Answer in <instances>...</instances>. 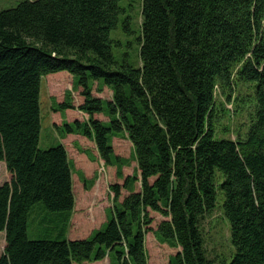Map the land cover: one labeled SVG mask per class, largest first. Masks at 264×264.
Wrapping results in <instances>:
<instances>
[{"label": "trees", "instance_id": "16d2710c", "mask_svg": "<svg viewBox=\"0 0 264 264\" xmlns=\"http://www.w3.org/2000/svg\"><path fill=\"white\" fill-rule=\"evenodd\" d=\"M122 12L120 0H24L0 11V160L13 174L0 184V264H81L109 249L117 264H149L150 210L171 217L156 232L181 246L168 264H264V0H142L138 67L113 53ZM63 70L83 86L79 109L90 117L61 133L94 139L120 168L130 159L115 154L112 136L128 133L141 177L111 185L113 216L89 237L30 239L37 204L68 215L75 206L65 145L40 147L42 77ZM95 80L112 100L93 95ZM226 102L247 110L236 138L219 124ZM137 180L141 191L121 200ZM218 191L235 249L221 262L208 257L201 229Z\"/></svg>", "mask_w": 264, "mask_h": 264}, {"label": "crops", "instance_id": "0c3cea01", "mask_svg": "<svg viewBox=\"0 0 264 264\" xmlns=\"http://www.w3.org/2000/svg\"><path fill=\"white\" fill-rule=\"evenodd\" d=\"M63 71L69 73V76H71V80H73L74 75H71V73L68 71ZM63 71H58L54 73H59ZM74 79L75 82H77V79L75 77ZM77 84L78 88L76 93L80 95L78 99V104L80 105L84 101L81 97L83 86L80 85L78 82ZM91 86L92 92L94 93L95 90V92L99 93V96L101 98H104L106 100L113 99V90L109 86L103 84L101 81H91ZM52 108H54V106H50V108L46 111L48 113L47 120L45 122L43 120L42 131L46 132V137L43 143L44 146H42L41 131L40 147L45 149L57 145L59 143L65 145L68 151L69 163L72 170L75 206L73 211L69 213V215L68 212H58L55 213L54 216H52L47 213L45 209L43 210V206L41 204H37L33 211L30 213L29 224L31 222L40 223L43 228L49 230L50 234L47 236L58 238L66 237L72 240L87 238L92 234L94 230L103 227L113 216L114 192L111 189V185H123L129 175L137 174L139 177H141V171L140 169H138V163L133 157V142L130 140L128 133L122 132L114 134L112 136V145L116 155L121 156L125 159H130V161L126 162L121 168L118 165H107L104 159L101 157L96 141L94 139H90L88 136L84 135L81 132L65 134L61 133L60 129L58 128L59 126H61V123H59L56 119L53 120V118H57L56 114L54 112L51 113V115L49 114V111ZM54 109L58 110V108ZM73 110L74 109L71 108H66L65 110H62L64 111V118H62V120L64 119V122H71L68 118L70 114L74 116L73 121H86L85 119L88 116L90 117L87 112L78 109H75L76 111ZM70 112H75V114ZM94 117L103 122L111 120V117L108 115L107 112L95 113ZM51 123H56V125H52ZM100 169H104L106 171V177L99 175ZM12 177L13 174L11 173L9 179L5 180L4 182L10 181ZM141 189L142 184L140 180H137L131 188L123 187L121 200H123L132 191L140 192ZM37 208L40 210H38ZM47 215L50 216L48 220H46ZM165 218L166 220L171 219V217L167 216ZM150 226L153 229L147 232L148 235L146 234L147 236H149V238L153 236L156 241L159 240L162 244H170L167 241H163L157 234L156 230L158 229L159 225L156 226L154 218L152 221V225ZM146 251L148 255V263L155 264L152 261L150 255L151 251L150 249H148L147 245ZM175 254L170 255L167 262H165L164 264H168L170 258ZM85 263L117 264L113 249L108 250V254L105 258L97 261H87L81 264Z\"/></svg>", "mask_w": 264, "mask_h": 264}, {"label": "rangeland", "instance_id": "374dc122", "mask_svg": "<svg viewBox=\"0 0 264 264\" xmlns=\"http://www.w3.org/2000/svg\"><path fill=\"white\" fill-rule=\"evenodd\" d=\"M22 1L24 0H0V11L15 7ZM120 5L124 8V12L119 15L116 27H114L110 32V37L113 40V53L116 60H118L119 62L126 61L131 65L138 67L140 64L142 65L139 44V37L141 36L142 32L141 24L143 20L142 0H120ZM69 75V73L63 71L54 74L50 73L42 77L40 99L44 122L47 120L48 113L46 111L50 108V106H54L55 108L57 107V104L66 103L67 100H70L74 105V107L71 108L74 109L73 111H76L75 109L81 110L79 109V106L81 104H78L80 95L76 93L78 84L77 82H75L74 77L73 80H71V76ZM244 90L245 89H242V91ZM93 95L98 97L99 93L95 92L94 90ZM81 97L84 100L85 97L82 92ZM226 106L231 110V112L229 115L226 114L225 117V113L223 111H219V124L221 127H227L230 129V131L226 133V137L230 136L232 138H236L237 131L244 127L246 121L247 123H249L247 118V110L245 111L244 106L242 111L236 113L238 111H233V108L235 106L234 104L226 102ZM54 108L49 111V114L51 115V113L54 112L57 118H53V120L56 119L59 123H61L60 125L62 126L64 123V119L62 120V118H64V111L62 110H65L66 108H58V110H55ZM70 113L75 114V112ZM229 117L233 120L230 121ZM68 118L71 122H74L73 115L70 114ZM88 119L89 116L85 120ZM109 122L110 121L104 123L108 124ZM51 124L56 125V123ZM45 137L46 132L42 131V146H44L43 143L45 141ZM10 175L11 172L8 170L5 161L0 160V183L8 180ZM99 175L106 177L107 173L104 169H100ZM154 179L155 177L151 178L152 182L154 181ZM46 211L52 216H54L55 213H58L54 211ZM150 215H155L153 218L156 226L160 225L163 220H166L165 215L154 210H150ZM49 218L50 216L47 215L46 220H48ZM201 229L204 233V246L208 257L218 262H221L223 259L229 261L231 259V256L234 254L235 249L231 242L229 220L223 212L222 194L220 191H218L217 194L216 207L202 217ZM49 234V230L43 228L40 223L31 222L29 224L28 236L30 239L46 238L45 236ZM146 234L148 235V233ZM147 235L145 238V245H147L148 249H150L151 258L155 264H164L165 262H167L170 255L175 254L177 251L181 250V247L179 245L177 246L171 244H162L159 240L156 241L153 236L149 238V236ZM5 246L6 232L0 231V256L4 252Z\"/></svg>", "mask_w": 264, "mask_h": 264}, {"label": "water", "instance_id": "95a60500", "mask_svg": "<svg viewBox=\"0 0 264 264\" xmlns=\"http://www.w3.org/2000/svg\"><path fill=\"white\" fill-rule=\"evenodd\" d=\"M6 232V231H5Z\"/></svg>", "mask_w": 264, "mask_h": 264}]
</instances>
